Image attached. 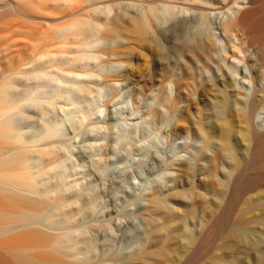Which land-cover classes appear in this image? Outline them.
<instances>
[{"label": "bare ground", "instance_id": "bare-ground-1", "mask_svg": "<svg viewBox=\"0 0 264 264\" xmlns=\"http://www.w3.org/2000/svg\"><path fill=\"white\" fill-rule=\"evenodd\" d=\"M43 2L0 0V19L14 15L37 27V41L31 29L30 33L17 29L14 32L30 36L12 41L0 26V264H170L168 254L173 251L166 246L171 241L181 243L182 256L193 244L199 247L203 235L219 226L221 213L232 207L229 203L246 192H253L246 205L249 224L235 228L233 240L236 247H248L252 260L263 258L264 209L260 215L256 209L264 206V0H140L146 3L141 11L139 4L129 1L122 5L121 0H54L67 12L58 16L63 20L54 32L58 45L45 49L43 21L48 18ZM175 8L181 13L186 9L205 13L202 23L211 24L204 37H190L189 21L181 17L160 29L177 13ZM207 10L220 11L225 38L212 32L214 18ZM164 42L183 59L169 65L182 74L162 68V78L148 88L155 91L150 118L125 134L124 126L116 122L117 130L112 131L129 148L139 130L150 138L155 125L160 128L174 116L173 132L187 130L202 146L190 158L171 164L176 175L167 177L169 188L152 186L146 195L151 205L150 213L144 214L149 228L141 242L132 237L131 247H115L107 238L106 247H98L95 228H106L107 233L113 227L100 214L97 187L75 178L78 172L65 125L73 136L80 135L85 150L100 154L105 139L101 121L86 123L101 118L103 111L100 102L106 83L95 78L102 68L94 63L111 66L102 73L107 80H127L132 66L117 72L113 61L129 66L136 48L147 52L146 58L161 56ZM197 62L210 71L209 62L216 65L219 77L215 74L212 82H206L202 73L197 82ZM237 74L250 86L239 80L237 87L233 78ZM171 81L173 96L166 86ZM138 87L134 95L144 96L146 88ZM109 90L113 96L121 92L112 84ZM179 104L183 107L177 110ZM150 142L160 143L156 136ZM103 163H95L97 172H104ZM198 175L203 184L196 180ZM218 258L217 264L223 260Z\"/></svg>", "mask_w": 264, "mask_h": 264}, {"label": "rangeland", "instance_id": "rangeland-1", "mask_svg": "<svg viewBox=\"0 0 264 264\" xmlns=\"http://www.w3.org/2000/svg\"><path fill=\"white\" fill-rule=\"evenodd\" d=\"M121 2L123 3L122 5H126L127 2L139 4L138 5L140 7L139 11L143 10L144 6H146V3L141 2L143 5L140 4V0H121ZM41 5L44 14L48 18V20L43 21V25H44L43 38L45 40L43 42V47L45 49V47L49 48L53 44L54 46L56 45V43L54 42V36L56 30L58 29V23L63 21V20L58 21V16L62 15V13L65 14L67 11L64 8H58V3H55L54 0H44V2ZM176 10L177 8H175V11ZM188 10L189 9H186L182 11V13L180 11H178L179 13L176 11L177 13L175 15H172V17L169 18V20L165 24H163L160 27V29L165 30L166 28L171 26V24H173L179 17H181V18H186L189 21L190 27L188 28L187 33L191 34V36L189 35L190 37L193 36L194 37L198 36L199 38L204 37L203 31L206 30L207 25L208 27H210L211 23L209 22L202 23L201 19L203 15H205V13L200 12V10L199 11L198 10L194 11L192 9H190L189 11ZM139 11L137 13H139ZM207 12L211 13V16L215 19V20L213 19L214 29H212V32L215 33L217 38L219 37H221L220 39L225 38V34L220 29L221 27H220L219 17H221V15H218L220 11L207 10L206 13ZM115 13L116 10L113 11L112 15L113 14L115 15ZM2 25H3V27H1L2 30L6 34H10L12 41L16 40L17 38L22 39L24 36H26L27 33H30L28 32L30 31L29 29H31L30 35L34 40L37 41L35 37L36 36L35 32L37 28L35 22L29 21L26 23L21 21L20 19H16L14 15L13 16L6 15L5 17L0 19V26ZM17 29L20 30L26 29L24 31L25 32L27 31V33L14 32L17 31ZM200 30H202L201 33L199 32ZM157 32L158 31L156 29L155 30L156 35L160 37L159 32L158 33ZM27 35L30 36L29 34ZM33 39L32 42L35 43ZM24 40L25 39H22V41ZM159 41L163 43L161 39H159ZM171 41H173L174 43L181 42L178 39H172ZM174 43H172L171 45H173ZM162 45H163V50H162L163 55L161 56L159 55L150 56V57L148 56L146 58L145 55L147 54V52L142 51L139 48H136L134 51L132 50L133 55L129 59L131 60L130 62L131 64L129 66L127 64H123V63L119 64V62L113 61V65L117 69L116 70L113 68V70H116L117 72L120 71L125 72L127 68L132 66L131 68L133 72L131 76L128 78L129 80L123 79V80L109 81L105 77H103L102 73L103 71H107L108 69L111 70L112 69L111 66H109L110 68L108 66L101 67V65L106 63L102 61L101 62L98 61V63L96 62L94 63L96 67L100 66V68H102V70L98 71L100 74L98 73V75L95 78L99 81V83L101 82L106 83V86L103 88V96L100 102L103 111L102 114L100 113V115H102L101 118L93 119L91 121L87 120L86 123L90 125L91 122H97L98 120L101 121L99 125L101 127L102 132L104 133L103 135L105 139L101 140L102 142L100 141L101 142L100 144L102 146L101 148L102 150L100 151V154L93 155L90 152V150L89 151L88 149L85 150L84 147H82V145L86 143L81 141L80 135L73 136L75 134L72 128L69 126V124L65 125L66 126L65 138L69 140L71 139L70 141L72 142L71 145L72 147L70 146V148L73 151L72 159L74 162V166L76 167L78 172L77 175H75V178H78L80 182L92 184V186L97 187V189L100 192L101 205L98 208L99 211L101 212L100 214L103 216L102 218L105 219L106 221L108 220L111 223V226L114 228V229L109 228L110 230L107 229L109 233L108 232L106 233V228L105 229L103 227L95 228V231L93 232L97 233L98 235V240H97L98 247H106L105 243L111 239H112L111 242L115 247H127V245L129 247L130 246L129 244H131V242L129 241L131 240L132 237H135L139 241L143 240L145 236V232L149 228L147 226L148 219H146V216L144 214L150 213L148 207L151 206L150 204H148L149 201L147 200L148 198L146 197V195L151 194L153 188L152 186L159 185L164 190L169 188L170 183H168L167 177L171 175L172 176L176 175L171 164L178 163L180 160H184L186 158H190L192 154H194L195 150L198 147L202 146V142L199 141V139L197 140V138L193 137L191 134H189L187 130H182L181 134L173 132V127L176 125V118L174 116H170L162 127L158 128L156 125L153 127L151 132L154 133L151 134L154 137L156 136L160 142L157 146L151 145L150 140L152 139L153 136L148 138L146 137V135H144L145 133L142 132L141 130H139L135 134L134 140L132 141L133 143L129 146V148L128 147L124 148L123 147L124 142H121V139H118V137L114 135L115 134L114 131L117 130V129L114 130L113 128V127L117 128L116 122L117 124H122L121 128L124 126L123 133L125 134L127 133V130L129 129L132 130L134 126L141 127L143 122H145L146 119L150 118V116H147V114L150 112L151 108L154 105L153 95L155 91L150 92L148 88L151 86L152 82L156 78L159 79L162 78V74H161L162 68L167 67V69H171V70L173 69V72L176 73V75L178 76L182 74L181 69L172 68L169 65L170 63L172 65L176 62L177 63L183 62V59L180 57V55L173 54L172 47L168 46L170 45V43L167 44L164 42V44ZM98 56L101 58L107 57V55H103V54H99ZM147 59L149 61H147ZM209 64L211 65L210 67L211 71L209 69H206L202 65V63L197 62V64L195 65L196 67L195 71H197L196 73L198 77L197 82L201 81L200 75L202 73H204L203 74L204 76L202 75V79L205 80L206 82H212L213 76L215 74L217 76L220 74V71L218 70L216 65L211 64V62H209ZM240 64L242 66L243 63ZM153 70L155 71V74ZM54 71L58 72V70L56 69H54ZM242 71H243L242 74L244 75L245 73V76L248 77V74L244 72V70ZM242 74H239V76L237 74V76L234 75L233 77L235 79V83L237 87L239 80L245 82V84L247 83L248 86H250L251 83L247 81L248 79L246 80L241 79ZM229 79H232V76H230ZM171 82H166L167 83L166 86L168 88V92L170 93V95L173 96L175 94L176 89L175 86L173 85L174 83ZM111 84L112 86L120 88L121 92L118 93L119 95L118 94L116 96L112 95L111 91L109 90ZM139 84H142L146 88L144 90L145 92L144 96L134 95L135 90L139 89L138 87ZM241 89H243V91L245 90L244 87H242ZM182 107L183 104H179L178 107H176V109L180 110ZM172 108H174V105H172ZM58 109H59L58 110L59 113L61 115H64L61 108L58 107ZM261 112H263L261 113V116H264V109ZM109 138L111 139L109 140ZM123 138L126 139L125 135L123 136ZM123 138L122 141H125V139L123 140ZM118 142L122 146L117 144ZM93 159L95 161L97 160V162H101V163L104 162L103 164L107 166L103 173H101L100 171L97 172V169L95 167L97 165L95 163L97 162L94 163ZM199 177L200 175L196 177V180L200 184H203L204 182L203 181L201 182L199 180ZM252 193L253 192L244 193L241 196L243 198L240 197L241 198L239 199L240 201L233 200L232 202H234V204L238 202L235 205V207L233 203L232 204L229 203L230 205H232V207L229 208V206H227L229 209L225 210V212L227 211L228 213L227 212L224 213L223 211L221 213L222 216H219L220 217L219 221L221 223L219 222L220 224L218 223V225L220 227L217 225L219 228L215 226L216 228L212 227L213 232L212 230L210 231L213 237L210 235V233H208L207 236L203 235V237L201 238V239L204 238L203 239L204 242H202V240L199 239L201 243L199 241V243L197 244L198 246L200 245L201 247L200 246L196 247V243H195L193 244L194 247L193 248L189 247L188 248L189 252H187L186 255L184 254L185 256H182L180 254L182 250L181 243L179 241L176 242L171 241V244H168L166 246L169 248L172 247L170 249H172L173 251L170 252V254H168L169 257H171L170 264H217V262H215L216 257L219 258L221 257L222 260L223 258L220 255L221 254L226 255L227 253L228 254L225 256V258L218 264H232V263L252 264L253 261L256 262V263L253 262V264H263L264 256L263 258L261 257V259L260 258L257 259L258 261L255 259L252 260L253 258L251 259L248 256V247H236L237 242L234 241L236 240L234 239L236 238L234 237L235 228H237L241 224L243 226L245 225L248 226L249 224V218L251 216V213L249 215L246 205H247V200L249 198L248 196H250V194ZM206 206L209 205H202L203 208H206ZM147 209L149 211H147ZM207 209L209 208L207 207L206 210ZM263 209L264 206L256 209L257 213H259L258 215H260V210ZM108 221L106 224H108ZM221 224L223 225L221 226ZM224 225L226 227L223 228ZM106 234L107 237L105 236ZM106 239L107 241H104ZM135 245L137 246V244ZM178 256L182 258H179Z\"/></svg>", "mask_w": 264, "mask_h": 264}]
</instances>
